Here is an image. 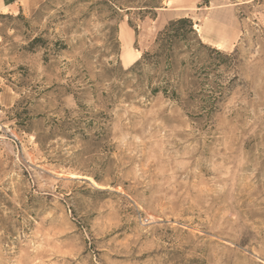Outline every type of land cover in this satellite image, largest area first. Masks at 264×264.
Listing matches in <instances>:
<instances>
[{
    "label": "rangeland",
    "instance_id": "1",
    "mask_svg": "<svg viewBox=\"0 0 264 264\" xmlns=\"http://www.w3.org/2000/svg\"><path fill=\"white\" fill-rule=\"evenodd\" d=\"M139 11L0 14V264H264V0ZM180 18L221 55L172 99L137 64Z\"/></svg>",
    "mask_w": 264,
    "mask_h": 264
},
{
    "label": "trees",
    "instance_id": "2",
    "mask_svg": "<svg viewBox=\"0 0 264 264\" xmlns=\"http://www.w3.org/2000/svg\"><path fill=\"white\" fill-rule=\"evenodd\" d=\"M112 1V0H110ZM118 1V0H113ZM127 4L138 5L140 14H153L161 8L164 0H119ZM157 50L151 53H145L137 66L146 64L153 68L161 84L152 89L153 94L163 93L167 98H177L175 87L171 83V77L178 69L186 70L190 68L194 72V77L200 78L203 75L209 76L216 71L213 64L209 66H200V59L203 50L221 55L217 50L209 49L203 44L195 30V24L190 18H180L170 22L163 31H161L156 40ZM183 56L187 60L179 61ZM184 72V71H183Z\"/></svg>",
    "mask_w": 264,
    "mask_h": 264
},
{
    "label": "crops",
    "instance_id": "3",
    "mask_svg": "<svg viewBox=\"0 0 264 264\" xmlns=\"http://www.w3.org/2000/svg\"><path fill=\"white\" fill-rule=\"evenodd\" d=\"M40 2L41 0H0V14L13 11L15 8L19 11L29 10Z\"/></svg>",
    "mask_w": 264,
    "mask_h": 264
}]
</instances>
